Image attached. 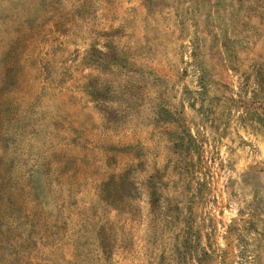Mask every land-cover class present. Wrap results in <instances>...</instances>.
I'll return each mask as SVG.
<instances>
[{
	"label": "rangeland",
	"instance_id": "obj_1",
	"mask_svg": "<svg viewBox=\"0 0 264 264\" xmlns=\"http://www.w3.org/2000/svg\"><path fill=\"white\" fill-rule=\"evenodd\" d=\"M0 264H264V0H0Z\"/></svg>",
	"mask_w": 264,
	"mask_h": 264
}]
</instances>
